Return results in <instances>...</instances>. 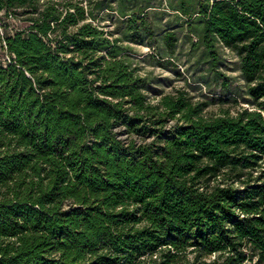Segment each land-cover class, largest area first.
<instances>
[{"label":"trees","instance_id":"obj_1","mask_svg":"<svg viewBox=\"0 0 264 264\" xmlns=\"http://www.w3.org/2000/svg\"><path fill=\"white\" fill-rule=\"evenodd\" d=\"M176 11L211 71L238 58L236 115L149 102L81 2L0 0V264H264V0Z\"/></svg>","mask_w":264,"mask_h":264},{"label":"rangeland","instance_id":"obj_2","mask_svg":"<svg viewBox=\"0 0 264 264\" xmlns=\"http://www.w3.org/2000/svg\"><path fill=\"white\" fill-rule=\"evenodd\" d=\"M86 9L88 21L117 40L121 55L148 85L147 100L155 104L164 95L182 91L192 103L205 104L204 116L224 113L236 115L246 85L239 71L238 58L229 51L220 52L223 63L211 71L204 49L197 43V15L182 16L176 11L177 0H75ZM124 10L122 17L119 9ZM17 12L15 25L24 28L26 16ZM145 20L149 31H131L129 20ZM130 17V19H127ZM138 25V24H137ZM175 45L168 48L167 34ZM1 54V50H0Z\"/></svg>","mask_w":264,"mask_h":264},{"label":"built area","instance_id":"obj_3","mask_svg":"<svg viewBox=\"0 0 264 264\" xmlns=\"http://www.w3.org/2000/svg\"><path fill=\"white\" fill-rule=\"evenodd\" d=\"M0 35H2L1 29H0ZM3 45H4V43H3ZM6 62H9V56L8 55L4 56V63H6Z\"/></svg>","mask_w":264,"mask_h":264}]
</instances>
